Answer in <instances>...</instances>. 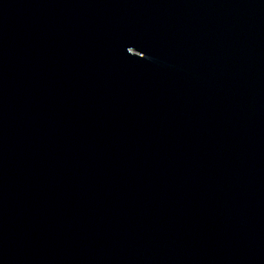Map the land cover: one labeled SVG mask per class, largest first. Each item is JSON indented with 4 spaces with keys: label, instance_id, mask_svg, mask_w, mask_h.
I'll return each instance as SVG.
<instances>
[{
    "label": "water",
    "instance_id": "obj_1",
    "mask_svg": "<svg viewBox=\"0 0 264 264\" xmlns=\"http://www.w3.org/2000/svg\"><path fill=\"white\" fill-rule=\"evenodd\" d=\"M0 264H264V0H0Z\"/></svg>",
    "mask_w": 264,
    "mask_h": 264
}]
</instances>
